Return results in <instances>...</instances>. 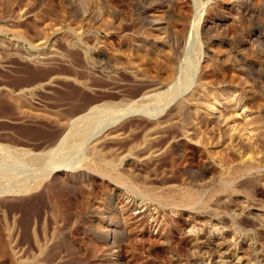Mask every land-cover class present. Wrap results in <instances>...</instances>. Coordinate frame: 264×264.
<instances>
[{"label": "rangeland", "instance_id": "1", "mask_svg": "<svg viewBox=\"0 0 264 264\" xmlns=\"http://www.w3.org/2000/svg\"><path fill=\"white\" fill-rule=\"evenodd\" d=\"M260 1L0 0L3 167L19 169L25 156L56 147L69 124L93 106L127 104L143 111L97 130L77 148L63 147L51 155L58 162L81 153L91 161L88 170L50 173L36 190L0 195V264H168L171 254L142 243L149 236L132 218L142 222L139 213L148 207L152 214L156 210L129 187L155 188L161 182L182 186L185 181L213 186L215 172L252 162L264 180V0ZM191 30L196 43L189 48L186 38ZM73 38L82 39L83 46L70 44ZM190 64L195 70L190 88L161 113L148 116L158 108L155 100L173 91ZM160 79L164 85L158 84ZM184 133L192 141H180ZM145 139L153 142L151 151L157 153L136 150ZM178 141L180 153L172 154L169 146ZM95 144L97 160L90 153ZM106 167L121 174L128 185L103 176ZM23 178L2 183L9 182L11 188ZM258 185L247 188V198L237 192L241 196L230 204L226 218L247 222L237 211L247 203L264 217V185ZM98 208L105 219L103 236L96 228ZM164 215L178 224L177 231L167 232L174 234L171 244L181 250L179 258L197 238L206 240L207 227L187 226V212L166 209ZM223 226L219 225L226 241L241 248L239 257L264 264V244L246 238L249 227L238 231ZM156 233L151 230L152 241ZM214 256L199 255L197 264L233 260Z\"/></svg>", "mask_w": 264, "mask_h": 264}, {"label": "bare ground", "instance_id": "2", "mask_svg": "<svg viewBox=\"0 0 264 264\" xmlns=\"http://www.w3.org/2000/svg\"><path fill=\"white\" fill-rule=\"evenodd\" d=\"M260 2L263 1L261 0ZM192 33L193 32L191 30L190 34L186 38V45L189 48L193 47V45L195 46L196 43L195 42L196 40ZM82 42L83 41L80 38H76V39L73 38L72 40H69L70 44L73 43L79 46L82 44ZM152 42L154 41L152 40ZM95 58L93 57V59ZM186 69L187 70H184V72L180 73V77H179L180 80L176 81V83L173 85L174 86L173 91L167 95V92H169L168 90L166 92L165 97L163 96L165 95V93L162 95V97L164 98L160 96L161 99L159 97V100H155V102L157 101V105L156 104L155 105L158 108L156 107L157 109H153L154 112L152 111L153 113L151 112L150 115L146 114L145 112L146 115L150 116L151 118L158 115L165 108H167L168 104H170L174 99H176L179 95H181L190 88L193 82L192 74L194 73L195 70L194 69L191 70L192 69L191 64ZM162 80L163 79L159 80L158 83L159 85H164V83L161 82ZM180 81L183 84L180 83ZM153 99L151 100L154 101ZM156 99H158V96L156 97ZM155 105L153 106L155 107ZM117 107H119V105L118 106L110 105L106 107L93 106L87 109L85 115L82 114V116L74 119L72 123L70 124L68 123L71 126H68L67 129H69V127L70 129L68 130L67 133L65 132L63 136L58 140V143H56L55 145L56 147H54L53 149L51 148L45 154L41 153L38 155H31L27 158H25L26 157L25 156L24 159H21L22 160L21 163L16 162L19 163V169L5 168L3 167L5 165L3 163H0V195L4 192L7 193L10 192L14 194V192L28 193L30 191L36 190L41 186L46 175L50 173H58L63 170H67V169L70 170V169L82 168V167L85 168L86 170L91 168V163H89L91 161L89 162L87 161L88 162L87 163L86 162L87 158L85 156H83L82 158L81 153H79V155L78 153L77 154L75 153L76 154L75 156L73 154L72 155L73 157L68 156V158L66 159L64 158V160H62L61 158L58 162L52 160L51 155L53 152L56 153L55 151H58L59 149L62 150L63 147L68 148L73 146V148L74 147L77 148L80 146V144H82L83 141H86V138L87 140H89L96 133L97 130H101L104 128L106 129V127L117 123V121L121 122L119 120L121 119L123 120L125 117L127 118V116L130 117L131 114H134L137 111L138 112L142 111L139 107L138 109L133 107L134 108L133 109L131 105H127V104L126 105L122 104L121 108L119 107L120 109H116ZM107 112L108 114H106ZM102 114H105L103 115V117H106L107 115L108 117L106 119L103 117H97ZM82 118L84 119L86 118L85 121L80 120ZM100 118L103 120L102 121L99 120ZM80 123L82 124L80 125ZM156 129H160V128L157 127L153 128V130L155 131ZM182 137L183 139H180V141L182 142L192 141L191 138H189L188 133L186 134L184 133ZM180 141H178V143L174 142L169 146V150L172 154L180 153V145L182 143ZM69 142L72 144L67 146ZM153 145L154 144L150 139L149 140L145 139V141L142 144L137 146L136 150L140 152L149 153L152 150ZM202 147L203 149H206V145L205 146L203 145ZM157 152L158 150H153L149 154L152 155ZM90 153L93 156V159L95 158L97 160L100 157L98 144H95L90 148ZM17 154H19V151ZM19 155H23V153ZM13 164L16 165L15 163ZM257 169H258V165L252 162V163H244L235 168H231L230 170L224 171V173L222 172V170H220L219 172L217 171L214 173V175L216 176L217 184L213 186L211 184L210 186L208 183H204L202 184L201 187H199L197 185H194V183L192 184L186 181L182 183V186H175V185L173 186L169 184L166 185L164 182H161L158 187L154 186L155 188H153V186L148 187L143 185L144 187L142 186L143 187L142 189H138L136 188L137 186L133 188L128 186L130 191L134 195L136 196L138 195L140 196V198H143L144 200H148L151 203L152 207H154L153 210L154 211L156 210V212L152 214L151 212L153 211L151 210V208L148 209L149 208L148 207L144 212L139 213L138 215L144 218L143 219L144 221L142 222H138L137 216L132 218V221L135 220L134 222H137L138 226L141 227L142 232L146 234V236H149V239L146 240L144 239L145 238L144 237L143 238L144 240H141L142 243H150L152 244L153 247L156 248L157 251L171 254L170 257L172 258L168 257V259H170L168 264H197L199 260L198 259L199 255H207L208 259L214 255L216 256L218 255L219 258L224 255L233 258L232 261H228V262L224 260H219L218 264H249L248 262H245L242 257H239L238 253L241 251V248L238 247L239 248L238 250L232 248L233 246L235 247L236 242L233 244L231 241L230 243L226 241V239L223 237V234L221 233L222 227H219V225L220 226L228 225L229 229L231 230L235 229L234 227H236L237 230L238 229L247 230V228L249 227L250 229H248V232L250 233L249 236L247 235L246 238L250 241L251 240L255 241L261 245L264 244V217L261 216L260 214V212H262L261 210L252 209L250 205L246 202L247 204L245 205L241 204L237 206V211L239 212V214H241L242 217H244L247 220V222L240 219L233 222L234 219L226 218L225 216L227 214L228 209H230L229 208L230 204L234 202V199L236 197L242 195L243 197L247 198L246 190L247 188L252 186V184H255L256 186L257 184L264 185V180L261 178V175L258 174ZM209 170L212 169L209 168ZM111 172L112 171L107 169V167L102 169L103 176L109 178L113 177L115 182L120 185H128L126 179L121 174L119 173L112 174ZM20 176L24 177L25 179L24 178L23 179L25 181L22 179L16 186L14 185L15 187L13 185H12L13 187L11 186V188H9L10 186L7 187L8 186L7 184L9 182L7 184L2 183V181L7 182L12 179L15 180L19 179ZM237 192L240 193L241 195H237ZM140 208H142V206ZM166 209H169L173 212H178V211L187 212V215L189 217V221H188L189 223L186 224L187 226L193 224L194 226H198V227H203V226L207 227L203 230V235L204 234L207 235V237H205L206 240L200 242V238H197L194 241V243L190 245L191 247L188 252L186 251V254L182 252L183 254H185L183 256L182 255L180 256V258L182 257V259L179 258L177 253L178 251L181 250H178V248L176 249L171 244V239H174V234L171 235L168 233L169 231L172 230L177 231L179 229L178 224L176 222L173 224L169 223L165 219L164 210ZM96 210H97L95 214L97 215L96 228L98 229L99 233L102 235L105 233L102 225L105 219L102 217L103 213L101 214L100 212L101 209L98 208ZM251 210H254L256 212L251 213L250 212ZM223 227L225 228V226ZM151 230L152 232L153 230L155 231L157 230V233L153 241L151 240V236H150ZM212 230L215 231L216 233L214 234ZM198 241L200 243H198ZM173 257L175 259H173ZM209 264H217V263L216 262L211 263L210 261Z\"/></svg>", "mask_w": 264, "mask_h": 264}]
</instances>
